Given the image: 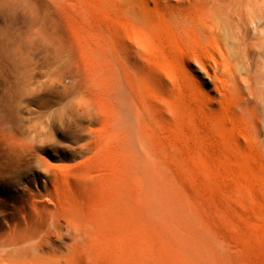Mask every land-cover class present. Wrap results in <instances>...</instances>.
Returning <instances> with one entry per match:
<instances>
[{
	"label": "rangeland",
	"instance_id": "obj_1",
	"mask_svg": "<svg viewBox=\"0 0 264 264\" xmlns=\"http://www.w3.org/2000/svg\"><path fill=\"white\" fill-rule=\"evenodd\" d=\"M163 1L156 59L177 48L176 19L192 24L204 59H219L222 42L201 27L232 0ZM148 30V0H0L3 252L24 264H264V190L228 149L241 127L259 125L241 77L226 132L200 117L167 122L157 137L173 133L160 138L169 167L153 173L137 112L148 79L158 87ZM62 215L70 232L55 243L69 250L27 247L45 233L57 240Z\"/></svg>",
	"mask_w": 264,
	"mask_h": 264
},
{
	"label": "bare ground",
	"instance_id": "obj_2",
	"mask_svg": "<svg viewBox=\"0 0 264 264\" xmlns=\"http://www.w3.org/2000/svg\"><path fill=\"white\" fill-rule=\"evenodd\" d=\"M162 2L165 1L148 0V27H150L151 30H148V37L145 36L148 39V73L150 75L154 74L152 76L157 78L158 87L153 89L148 79V108L146 104L143 105V107L145 106L148 110L144 109L145 107L142 108L141 105L137 107L139 120L141 121L148 118V124L146 125L148 128L147 150L148 160L150 161H148V163H151L150 166L155 168L152 172L157 173L159 169H167L169 167L168 159L165 156L167 147L165 149V143L163 145V142H161L162 139H160L163 137H157V135L162 132L167 122H173L174 124L181 122L180 125H182V121L189 120L190 122L186 126L190 128L194 125L192 124L189 127L191 120L195 117H200L203 119L199 122L203 120L205 122L206 120V123H209L207 126L210 125V129L212 127V129L220 134H224L226 130L225 126L227 123H230L228 122L229 119H232L230 115L235 113L231 108L233 106H228L227 104L228 96L231 94L230 86H235L234 83L236 78L241 77L240 84L244 87L250 103L253 104V116L257 118L259 125L255 126V132L250 131L247 127L241 129L244 126L241 127V130L239 129L238 132L235 130L237 133L235 136L231 137L229 141L230 148L228 147V149H231L230 155L233 161L234 158H236L239 164L245 165L249 170L247 172L250 173L252 178L254 177V180L259 177L261 181L259 184H262L264 190V171L262 172V168H264V0H232L227 9L220 5L219 8L221 10L219 13H216L209 23L202 24L201 28L205 30V33L221 41L224 47L219 59L215 58L212 60H210V58L204 59V57L198 53L197 46L199 40L197 39L196 31L191 27L192 24H189L188 21L184 19H176L177 26L175 27V31L179 36L177 48L164 53L161 51L162 56H159L161 59H156L155 50L157 49L156 52H158L159 50L157 47L162 45L159 43H164L166 41L160 38V34H158L160 23L165 19L164 14L160 10ZM165 3L168 4L170 2L168 1ZM170 6L175 8L174 4H170ZM255 63L261 68L260 73H256L253 69ZM242 71H244L243 76H241V74H243ZM210 84L211 87H208ZM140 101L144 102L142 99ZM140 101L139 103H141ZM142 109L145 110V113H143ZM233 117H236V115ZM198 120L199 119H197V121ZM235 120H238V117H236ZM144 121L143 123H147V121ZM197 121L195 123H199ZM249 124H251V121ZM186 126H184V128ZM168 127L171 128V126ZM236 129L238 130V128ZM176 130L179 131L180 129ZM186 132L187 131L183 134L186 135ZM229 132L228 134L226 133L225 136L230 135ZM172 134L173 133L168 135L171 136ZM220 134H218V137L221 136L223 139L225 136L223 135L222 137ZM164 136L167 138L168 142V137L166 135ZM165 137L163 139H165ZM178 138L179 137H177V139ZM258 139L261 140V145L257 147L256 144ZM218 140L219 142L222 141H220V138ZM223 141L225 140L223 139ZM172 145L175 147V143H172ZM228 149L226 151H228ZM177 150L178 148L176 151ZM192 154L196 155L195 153ZM173 156L176 157L175 154ZM196 157L199 156L197 155L193 158L195 159ZM177 158L178 157H176V160ZM155 177V179H157V175ZM257 182L256 184H258ZM164 188L163 191H165ZM62 218L65 230L59 229L56 231L57 240L50 238L49 233H45L40 236L36 242L29 243L27 247H29V249L32 247L33 250L42 255L60 254L62 256L64 250H69V247L63 248L62 245H57L55 242L66 239L70 232L69 219L65 215H62ZM52 225H55V223H52ZM78 232V234L81 233V231ZM0 264L24 263L21 262L15 254L3 252L0 249Z\"/></svg>",
	"mask_w": 264,
	"mask_h": 264
}]
</instances>
